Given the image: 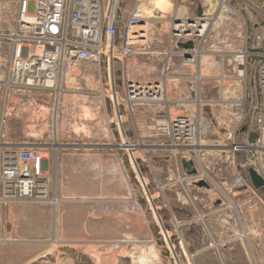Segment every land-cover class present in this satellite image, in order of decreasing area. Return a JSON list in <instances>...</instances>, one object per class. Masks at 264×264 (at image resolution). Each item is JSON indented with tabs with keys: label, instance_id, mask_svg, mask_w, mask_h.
Wrapping results in <instances>:
<instances>
[{
	"label": "built area",
	"instance_id": "built-area-1",
	"mask_svg": "<svg viewBox=\"0 0 264 264\" xmlns=\"http://www.w3.org/2000/svg\"><path fill=\"white\" fill-rule=\"evenodd\" d=\"M151 2L17 0L12 28L0 30V39L9 44L0 75V204L49 200L57 205L60 201L48 168L49 154L57 155L62 146L57 123L60 82L82 63L108 67L116 96L114 123L123 128L119 148L129 155L138 148L124 129L129 117L135 120L138 113L152 110V137H161L160 149L171 151L174 172L186 192L189 180H209L201 167L200 149L208 123L205 107L227 110L238 125L248 114L256 116L261 131L258 143L235 142L231 128L227 135L234 152L261 148L255 151L263 170L254 169L260 176L264 173V0H197L192 11L190 4L180 9V0H173L171 12L154 9L149 13L146 7ZM253 58L258 60L254 87L249 85ZM116 74L121 81L118 87ZM208 78L214 80L217 94L211 99L204 96ZM48 94H55L54 116L49 130L39 136L52 143L42 147L19 141L2 143L8 119L27 107L35 108ZM43 149L50 152L43 153ZM187 160L197 166L196 176L184 169ZM233 186L252 189L241 171L235 173ZM88 201L107 206L124 202ZM205 217L198 212L197 219L207 226Z\"/></svg>",
	"mask_w": 264,
	"mask_h": 264
},
{
	"label": "rangeland",
	"instance_id": "rangeland-1",
	"mask_svg": "<svg viewBox=\"0 0 264 264\" xmlns=\"http://www.w3.org/2000/svg\"><path fill=\"white\" fill-rule=\"evenodd\" d=\"M196 3L197 0L190 3L180 0L179 5L183 9L190 4L192 11ZM14 4V0H0L1 31H8L5 29L8 23H14ZM149 5L150 8L146 7L149 13L154 9L171 12L174 3L155 0ZM8 46L5 39H0V75L5 69ZM257 65L258 60L253 58L249 72L252 87ZM120 84L116 74V86ZM214 84L210 78L205 82L207 99L217 95ZM60 86L57 123L58 142L62 146L57 155L49 154L48 168L61 201L57 205L49 200L0 204V264H102L101 258L106 260L105 264H142L138 255L143 253L150 257L143 264H194L191 245L187 248L177 233L163 232L156 240L152 239L149 232L154 211L152 200L161 206L162 215L168 212L178 217H198V212L208 215L207 226L198 221L200 241L211 246L218 264H242L249 260L264 264V202L250 201L252 189L264 201V184L256 187L250 174L255 166L263 169L255 149L234 152L233 140L227 135L231 128L235 130V142L258 143L261 131L255 115L248 114L238 125L227 110L205 107L208 123L202 142L201 167L209 175L207 181L211 187H198L189 180L186 192L174 172L175 158L171 151L160 149L164 143L161 137H152L151 109L138 113L135 120L129 117L124 127L128 140L138 145L137 161L126 149L119 148L123 128L114 123L113 84L107 66L82 63L61 80ZM38 103L35 108L27 107L23 113L8 119L2 143L17 140L41 147L52 143L39 134L44 136L49 130L55 94H48ZM85 107L90 108L92 119H85ZM79 124L85 125L87 132H77ZM144 149L148 151L145 153ZM43 150V153L50 152ZM237 171L248 178L250 192L233 186ZM261 176L264 178V173ZM152 195L157 198L152 199ZM82 197L85 200H75ZM88 198L123 199L124 202L107 206L90 202ZM136 199L137 204L133 205L131 201ZM212 211L216 217L209 220ZM230 228L237 230L239 237L216 233ZM54 235L59 241H53ZM235 246L248 253L241 249L235 252L237 249H232Z\"/></svg>",
	"mask_w": 264,
	"mask_h": 264
},
{
	"label": "crops",
	"instance_id": "crops-1",
	"mask_svg": "<svg viewBox=\"0 0 264 264\" xmlns=\"http://www.w3.org/2000/svg\"><path fill=\"white\" fill-rule=\"evenodd\" d=\"M14 3H15L14 7L16 10L17 0H14ZM13 19L14 18H12V21H13ZM11 25H12V23L9 22L7 25V28H5V29L10 30L12 28ZM14 141H11V142H14ZM163 150H165V149H163ZM166 151H168V150H166ZM248 191L250 192V190H248ZM156 194L158 196L160 193L157 192ZM251 195L252 196H251L250 201L257 202L260 200V204L262 202H264L262 200L261 196L258 197V193H256L255 191L252 190ZM75 198H79V197H75ZM153 198H157V197L152 195V199ZM252 198H254L255 200ZM75 200H85V197H82V199H75ZM154 201L152 200V202H153L152 209L154 210V211H152L153 212L152 213V230L151 229L149 230V232L152 233V239L153 240H156V237H160L163 234V232L166 235H168V233H170V232L171 233H177L182 238V240L185 241V245L187 244V248H188V245H191L193 257H195L194 264H218L216 253L213 250H211V246L207 245L206 242L204 243V241L202 243L200 241V235L199 234H200L201 230H200V224L198 222L200 220L197 219L196 216L195 217L194 216L193 217H184V216L178 217L177 214L170 213V212H168L165 215H162L161 211H159L161 206L158 205L157 203L154 204ZM182 204L185 205V202L182 201ZM214 212L215 211H212L209 213V220H213L216 217L215 215L214 216L212 215V214H215ZM206 216H208V215H206ZM145 220H147V219H145ZM215 221H217V220H215ZM166 223L169 224V226H171V227L169 228ZM197 231H198V234H197ZM237 232H238L237 230L230 228L229 231H226V232L220 231V232H216V233L219 236H221V235L226 236L227 235L230 238L231 237L237 238V237H239V234H237ZM196 234L199 237L196 236ZM233 240L235 241V239H233ZM152 248H153V250H152L153 252H157L156 251L157 248L156 249H155V247H152ZM232 249L233 250L237 249V250H235V252H239V249H241V252L248 253L246 250H243L240 246H238V247L235 246ZM100 263L105 264L106 260L101 258ZM242 264H253V262L251 260H249L248 262H244Z\"/></svg>",
	"mask_w": 264,
	"mask_h": 264
},
{
	"label": "bare ground",
	"instance_id": "bare-ground-1",
	"mask_svg": "<svg viewBox=\"0 0 264 264\" xmlns=\"http://www.w3.org/2000/svg\"><path fill=\"white\" fill-rule=\"evenodd\" d=\"M155 0H152V2L150 3V4H152L153 2H154ZM184 9V8H183ZM155 27V24L154 23H152V28H154ZM113 87H114V85H113ZM114 91V89H112V92ZM113 94H114V98L116 97L115 96V91L113 92ZM84 110V117H85V119H92V117H94L93 115H92V112H91V110H90V108L89 107H85V108H83ZM57 116V115H56ZM83 117V118H84ZM94 119V118H93ZM75 129V128H74ZM76 131L77 132H87V129H86V126L85 125H83V124H79L78 125V127H76ZM74 133V132H73ZM90 134V133H89ZM124 138H125V136H124ZM125 142H127L126 140H125ZM124 145H126L125 143H124ZM59 145H55V147H58ZM202 147H203V144L200 146V149H202ZM255 150H257L258 152H260L261 151V148L259 147V146H256L255 147ZM132 156V158H135V157H137V154L136 153H134V155H131ZM55 162H56V160H55ZM138 167V166H137ZM55 171V170H54ZM204 173H205V171H204ZM207 174V173H206ZM56 176V175H55ZM54 177V176H53ZM56 178V177H55ZM99 199H102V198H99ZM60 201H61V199H59ZM231 205V204H230ZM233 207V206H232ZM54 222H55V224L57 223V218L55 217V220H54ZM55 230V229H54ZM53 241L54 242H57V241H59V240H57V238H56V236L54 235V238H53ZM0 243H1V239H0ZM143 253V252H142ZM139 256V261L143 264V263H147L148 262V259H150V257L146 254V253H143V254H141V255H138ZM150 261V260H149Z\"/></svg>",
	"mask_w": 264,
	"mask_h": 264
},
{
	"label": "water",
	"instance_id": "water-1",
	"mask_svg": "<svg viewBox=\"0 0 264 264\" xmlns=\"http://www.w3.org/2000/svg\"><path fill=\"white\" fill-rule=\"evenodd\" d=\"M183 166L189 176H196L198 174V168L195 165L193 160L184 161ZM250 174H251L252 180L256 187H260L264 184L263 179L261 178V176L257 173L255 169L251 168ZM197 185L200 187H206V188L211 187L210 184L204 179H201L199 182H197Z\"/></svg>",
	"mask_w": 264,
	"mask_h": 264
},
{
	"label": "trees",
	"instance_id": "trees-1",
	"mask_svg": "<svg viewBox=\"0 0 264 264\" xmlns=\"http://www.w3.org/2000/svg\"><path fill=\"white\" fill-rule=\"evenodd\" d=\"M261 187V186H260ZM259 188V187H258Z\"/></svg>",
	"mask_w": 264,
	"mask_h": 264
}]
</instances>
